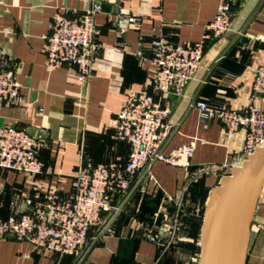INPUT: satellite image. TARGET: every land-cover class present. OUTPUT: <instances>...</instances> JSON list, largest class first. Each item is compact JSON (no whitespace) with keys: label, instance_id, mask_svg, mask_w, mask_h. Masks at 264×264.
Here are the masks:
<instances>
[{"label":"crops","instance_id":"obj_1","mask_svg":"<svg viewBox=\"0 0 264 264\" xmlns=\"http://www.w3.org/2000/svg\"><path fill=\"white\" fill-rule=\"evenodd\" d=\"M219 0H0V62L13 68L21 84L22 103L0 105V127L16 126L45 138L48 149L41 174L31 176L0 169V217L28 210L29 200L52 193L66 197L83 162L124 165L127 143L115 136L113 121L131 91L147 92L162 101L169 115L170 134L163 147L191 145L188 167L156 163L139 173L119 210L92 231L81 257L39 251L29 242L0 240V264H202L203 227L213 191L236 168L238 137L227 148L223 126L203 121L194 107L203 100L214 108H241L249 102L255 68L264 62V0H235L232 30L207 41L195 78L182 96L155 90L151 43L163 38L177 45L195 44L207 33ZM96 40L101 51L91 78L81 84L69 66L49 72L45 67L44 36L57 12H84L94 5ZM119 16L137 17L138 25L121 33ZM120 50V51H119ZM142 52L143 57L137 53ZM228 164V167H221ZM200 185L205 201H193ZM162 196L159 209L139 216L143 200ZM181 215H185L180 219ZM201 217L193 255L180 243H194L185 219ZM177 221L181 228L177 229ZM185 224V225H184ZM185 226V227H184ZM186 233L182 238L176 231ZM156 231V232H155ZM161 236L165 249L146 238ZM174 250L169 251L170 246ZM167 253V256H164ZM246 264H264V188L251 226Z\"/></svg>","mask_w":264,"mask_h":264},{"label":"built area","instance_id":"obj_2","mask_svg":"<svg viewBox=\"0 0 264 264\" xmlns=\"http://www.w3.org/2000/svg\"><path fill=\"white\" fill-rule=\"evenodd\" d=\"M218 12L207 26L204 38L195 44L177 45L163 38L151 43V64L155 67L153 84L163 96L171 91L182 96L195 78L204 57L206 43L232 30L235 0H219ZM102 12L94 5L84 12H57L44 36L49 72L69 66L77 81L87 82L94 70L101 45L96 40L95 17ZM139 18L119 16V31L124 33L138 25ZM120 51V50H119ZM143 57L142 52L137 53ZM21 84L15 69L0 62V105L22 103ZM194 107L203 121L217 120L223 126V145L227 148L238 137L241 147L234 161L243 166L251 156L264 148V62L254 70L249 102L241 108H214L208 102L196 101ZM169 115L162 101L147 92L131 91L113 121L116 138L130 147L124 165L83 162L66 197L52 193L44 200H29L28 210L0 217V240L15 239L31 243L39 251L81 257L89 247V234L102 227L119 210L118 202L126 198L139 173H149L156 163L188 167L193 156L191 145H182L165 154L163 147L170 134ZM48 143L45 138L30 135L16 126L0 127V169L25 175L41 174ZM221 167H228L224 164ZM177 226V223H176ZM147 240L159 245L161 236L151 232Z\"/></svg>","mask_w":264,"mask_h":264},{"label":"water","instance_id":"obj_3","mask_svg":"<svg viewBox=\"0 0 264 264\" xmlns=\"http://www.w3.org/2000/svg\"><path fill=\"white\" fill-rule=\"evenodd\" d=\"M174 94V91H171ZM264 188V148L234 168L213 191L203 232L202 264H246L251 226Z\"/></svg>","mask_w":264,"mask_h":264},{"label":"trees","instance_id":"obj_4","mask_svg":"<svg viewBox=\"0 0 264 264\" xmlns=\"http://www.w3.org/2000/svg\"><path fill=\"white\" fill-rule=\"evenodd\" d=\"M193 201H196L197 198H200L201 201H205V198L208 195V192L205 194V191L202 190L200 185H197L193 190ZM162 202V196H158L153 199L149 200H143L141 204V212L139 213V216L142 217L145 215V213H148V215H153L160 207V203ZM140 216V217H141ZM141 217V218H142ZM187 224L189 225L188 228V235L191 236L194 239V243H180L183 245V249H186L187 251H190L193 255L200 253V246L197 245L200 232H201V226H202V218L201 217H191L189 219H185ZM94 231V230H92ZM92 231L89 234V238L91 240ZM156 232V231H155ZM161 250L165 249L166 244L162 243L158 245ZM174 246L171 245L169 248V251H173ZM164 256H167V253H165Z\"/></svg>","mask_w":264,"mask_h":264},{"label":"rangeland","instance_id":"obj_5","mask_svg":"<svg viewBox=\"0 0 264 264\" xmlns=\"http://www.w3.org/2000/svg\"><path fill=\"white\" fill-rule=\"evenodd\" d=\"M185 215H181L180 216V219L182 218V217H184ZM181 225H182V223L181 222H179V221H177V229L178 228H181ZM185 225V224H184ZM185 227V226H184ZM176 233H177V236L179 235V233H180V235H179V238H182V236H184L185 235V233H186V230L183 228V230L180 232V231H176Z\"/></svg>","mask_w":264,"mask_h":264},{"label":"bare ground","instance_id":"obj_6","mask_svg":"<svg viewBox=\"0 0 264 264\" xmlns=\"http://www.w3.org/2000/svg\"><path fill=\"white\" fill-rule=\"evenodd\" d=\"M242 167V166H241ZM203 242H205V241H208V239H209V232L207 231V232H205L204 233V235H203ZM205 261V258H203V262Z\"/></svg>","mask_w":264,"mask_h":264}]
</instances>
